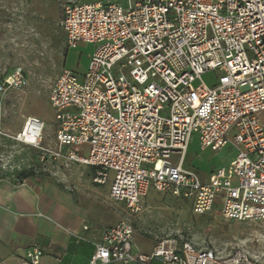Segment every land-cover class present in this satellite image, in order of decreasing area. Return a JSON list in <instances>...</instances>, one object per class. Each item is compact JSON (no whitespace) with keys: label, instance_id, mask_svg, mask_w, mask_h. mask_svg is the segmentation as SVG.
<instances>
[{"label":"built area","instance_id":"1","mask_svg":"<svg viewBox=\"0 0 264 264\" xmlns=\"http://www.w3.org/2000/svg\"><path fill=\"white\" fill-rule=\"evenodd\" d=\"M126 2L62 7L68 48L93 50L82 76L65 68L50 89L56 140L68 150L55 158L93 168V182H111L110 199L131 214L154 189L190 201L197 215L220 202L226 221L264 223V0ZM210 72L217 73L211 86L203 80ZM27 84L21 70L6 75L0 108ZM45 128L29 116L16 135L0 126V137L40 150L44 161ZM193 136L202 150L237 151L206 182L184 166ZM134 235L128 218L106 228L89 264L258 263L242 249L224 256L188 239H163L144 254ZM41 257L34 246L20 264Z\"/></svg>","mask_w":264,"mask_h":264},{"label":"rangeland","instance_id":"2","mask_svg":"<svg viewBox=\"0 0 264 264\" xmlns=\"http://www.w3.org/2000/svg\"><path fill=\"white\" fill-rule=\"evenodd\" d=\"M80 0H0V81L12 71H23L28 84L19 91L6 95L2 113V127L10 135L21 131L29 116L42 119L45 124L43 147L49 149L47 158L41 161V151L28 145L7 139L0 146V172L3 175L21 177L32 171L35 176L58 180L59 175L77 174L90 177L93 170L81 164L67 167L64 160L55 158L57 152L68 150L56 140L55 113L49 103L50 89L63 69L68 68L83 75L87 70L93 46L80 44L69 49L67 37L58 24L62 7L68 2ZM127 6L126 0H106ZM216 72L203 76L213 85ZM233 137V134H231ZM198 137L191 142L188 163L197 173L228 166L237 151L232 145L214 151H202ZM170 197L172 201L159 203L166 206L172 216L179 218L177 235L182 239H196L205 247L216 249L227 256L237 249L248 252L264 264V223L226 221L219 218L216 225L205 223L204 216L195 215L190 205L172 195L154 191ZM152 210V208H148ZM147 210V211H148ZM197 217H199L197 219ZM169 228H173L171 225ZM174 229V228H173ZM168 236L174 234L166 230Z\"/></svg>","mask_w":264,"mask_h":264},{"label":"crops","instance_id":"3","mask_svg":"<svg viewBox=\"0 0 264 264\" xmlns=\"http://www.w3.org/2000/svg\"><path fill=\"white\" fill-rule=\"evenodd\" d=\"M95 1L112 3L106 0H80L79 3ZM6 141L7 139L0 137V143L6 144ZM191 142L184 166L196 171L193 164L188 163ZM75 164L70 163L66 166L73 168ZM85 167L94 172L93 168ZM218 169L198 174L206 182ZM93 176L94 174L92 178H88L77 174L70 176L62 174L58 180H54L24 174L15 178L1 172L0 264H20L25 259L27 250L34 246L42 251L41 264H89L95 252V244L100 241L103 231L125 218L134 226L135 250L138 252L150 254L163 239L182 240L176 233L179 218L172 216L166 206L159 204L172 201L169 196L158 195L153 193L154 189H150L143 200L142 212L131 214L124 204H116L110 199L111 182L98 185L93 182ZM175 198L192 208L190 201ZM220 209V202H217L211 212L201 215L204 216L208 227L210 224L216 225L220 222L219 218H222ZM170 225L174 229L169 228ZM167 229L174 234L163 235L167 233ZM190 241L200 249L210 248L196 239ZM150 264L163 262L153 260Z\"/></svg>","mask_w":264,"mask_h":264},{"label":"trees","instance_id":"4","mask_svg":"<svg viewBox=\"0 0 264 264\" xmlns=\"http://www.w3.org/2000/svg\"><path fill=\"white\" fill-rule=\"evenodd\" d=\"M24 175H25V176H33L34 173H33L32 171H30V172H28V173H25Z\"/></svg>","mask_w":264,"mask_h":264}]
</instances>
